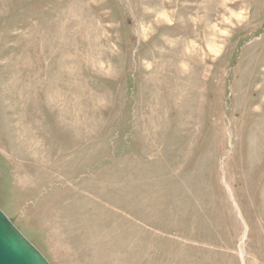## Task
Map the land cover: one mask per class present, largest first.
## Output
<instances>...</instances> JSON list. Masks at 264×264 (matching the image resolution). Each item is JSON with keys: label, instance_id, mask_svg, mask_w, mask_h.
I'll use <instances>...</instances> for the list:
<instances>
[{"label": "rangeland", "instance_id": "1", "mask_svg": "<svg viewBox=\"0 0 264 264\" xmlns=\"http://www.w3.org/2000/svg\"><path fill=\"white\" fill-rule=\"evenodd\" d=\"M0 208L51 264H264V0H0Z\"/></svg>", "mask_w": 264, "mask_h": 264}, {"label": "water", "instance_id": "2", "mask_svg": "<svg viewBox=\"0 0 264 264\" xmlns=\"http://www.w3.org/2000/svg\"><path fill=\"white\" fill-rule=\"evenodd\" d=\"M0 264H51L1 208Z\"/></svg>", "mask_w": 264, "mask_h": 264}]
</instances>
